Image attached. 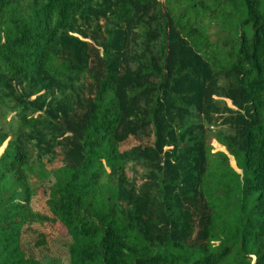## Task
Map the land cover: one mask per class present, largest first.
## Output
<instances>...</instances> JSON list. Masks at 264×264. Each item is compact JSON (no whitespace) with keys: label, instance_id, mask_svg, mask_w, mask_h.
Segmentation results:
<instances>
[{"label":"trees","instance_id":"1","mask_svg":"<svg viewBox=\"0 0 264 264\" xmlns=\"http://www.w3.org/2000/svg\"><path fill=\"white\" fill-rule=\"evenodd\" d=\"M5 143L0 264H264V0H0Z\"/></svg>","mask_w":264,"mask_h":264},{"label":"rangeland","instance_id":"2","mask_svg":"<svg viewBox=\"0 0 264 264\" xmlns=\"http://www.w3.org/2000/svg\"><path fill=\"white\" fill-rule=\"evenodd\" d=\"M216 143H218L216 140H213V146H214V151H223V152H225V153H227L228 154V156H229V160H230V165L235 169V170H237L239 173H241V170L240 169H238V167H237V163H236V160H235V158H234V156L233 155H230L228 152H227V149H226V147L225 146H223V145H221L220 143H219V146H217V144ZM6 146V143L3 145V147L0 149V154L3 152V150H4V147ZM0 236H1V233H0ZM63 251L65 252V249H63ZM64 261V264H66L67 263V259H66V257H65V259H63ZM63 262H61V258H56V257H52V256H47V257H45L43 260H42V262H41V264H63Z\"/></svg>","mask_w":264,"mask_h":264},{"label":"water","instance_id":"3","mask_svg":"<svg viewBox=\"0 0 264 264\" xmlns=\"http://www.w3.org/2000/svg\"><path fill=\"white\" fill-rule=\"evenodd\" d=\"M5 148V147H4ZM257 263V260H256V257L254 256L253 257V260H252V262H251V264H256Z\"/></svg>","mask_w":264,"mask_h":264}]
</instances>
